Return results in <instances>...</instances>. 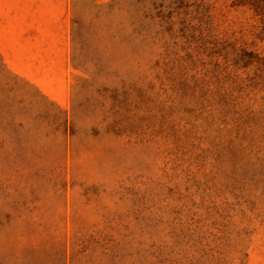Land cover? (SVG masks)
I'll use <instances>...</instances> for the list:
<instances>
[{
  "label": "rangeland",
  "instance_id": "rangeland-1",
  "mask_svg": "<svg viewBox=\"0 0 264 264\" xmlns=\"http://www.w3.org/2000/svg\"><path fill=\"white\" fill-rule=\"evenodd\" d=\"M0 264H264V0H0Z\"/></svg>",
  "mask_w": 264,
  "mask_h": 264
}]
</instances>
